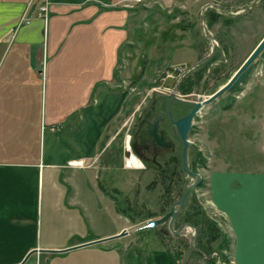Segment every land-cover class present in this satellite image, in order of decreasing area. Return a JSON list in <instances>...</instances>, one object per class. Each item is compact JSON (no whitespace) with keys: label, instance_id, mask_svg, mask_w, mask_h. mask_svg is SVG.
I'll return each mask as SVG.
<instances>
[{"label":"crops","instance_id":"1","mask_svg":"<svg viewBox=\"0 0 264 264\" xmlns=\"http://www.w3.org/2000/svg\"><path fill=\"white\" fill-rule=\"evenodd\" d=\"M193 1L52 0L44 21L39 0H0V264H133L142 241L115 238L134 223L99 177L128 97L119 68L141 15ZM209 195L235 264H264V174L213 171ZM156 237L147 264H182Z\"/></svg>","mask_w":264,"mask_h":264},{"label":"rangeland","instance_id":"2","mask_svg":"<svg viewBox=\"0 0 264 264\" xmlns=\"http://www.w3.org/2000/svg\"><path fill=\"white\" fill-rule=\"evenodd\" d=\"M226 1L230 4L229 11L233 12L246 8L258 0L193 1L194 12L192 11L189 16L182 13L180 23L183 28L191 26L192 32L188 33L187 37L183 33L181 40H179V21H177L180 10H171V14L167 15L166 11L155 8L144 16L141 15L136 21L139 29L134 35L133 46L128 50L119 68L117 91L125 92L128 97L121 113L113 121L112 132L115 140L101 158L99 177L105 186L110 180L112 190L117 189L121 193H114L117 198L127 197L130 204L137 203V208L143 214L138 217L134 226L127 230V232L133 231L132 235L134 233V236L139 238L144 245L143 247L142 244L134 243L132 249H128V252L134 251L133 264H147L146 252L152 251L151 242L157 237L154 230L146 228L153 219H147L144 210L149 209L151 212L159 213L161 195L164 191L160 187H148L152 179L150 167L149 174L143 173L142 176L140 172L144 171L143 164L136 157L128 154L132 136L131 124L153 93L158 90L164 92L174 90L179 74L182 71L186 72L189 68L187 60L193 56L189 48L191 42L196 40L197 45L200 41L199 48H202L204 53L210 52L212 46L206 42L202 44L203 41H201L200 10L209 3L225 6ZM133 3L140 13L143 10L142 4ZM224 22L219 21L214 24L209 28V32L213 35L224 36L225 40L223 30L226 28L234 30L233 34H228L229 41L232 40L231 47L234 49L231 51L232 59L226 67H215L214 70L218 68L217 71L209 75L203 90L204 99L215 94L230 81L264 38V2L241 20ZM193 59L194 62L197 61ZM198 86L197 84L196 87ZM183 93L178 94L182 96ZM196 95L194 98L200 96L199 88ZM189 140L192 142L191 161L195 172L202 176L200 184L203 183L201 187L199 184L193 193L196 194L208 215L219 224L222 221L221 217L215 214L209 205L211 173L225 170L228 173L264 174V51L251 65L249 72L239 85L226 91L218 99L201 109L192 125ZM173 199L177 202L180 198L175 194ZM123 206L126 207L127 204L124 202ZM166 225L165 229L172 234L169 223ZM181 227L175 229L173 225L174 230H179ZM160 228L163 227H158ZM137 229L142 231L135 233ZM225 229L227 230L226 220ZM172 235H180V238H186L191 244L194 231L191 228H185L180 234ZM226 235L231 240V244L229 250L225 251L228 257V262L225 264H235L234 240L230 234ZM127 242L128 239L124 237L118 239L115 245H119L125 252ZM167 244H171L173 248V257L182 263L187 253L182 257H177L175 256V241L170 243L167 240ZM218 264L222 263L218 262Z\"/></svg>","mask_w":264,"mask_h":264},{"label":"flooded vegetation","instance_id":"3","mask_svg":"<svg viewBox=\"0 0 264 264\" xmlns=\"http://www.w3.org/2000/svg\"><path fill=\"white\" fill-rule=\"evenodd\" d=\"M263 2L264 0H258L248 5L246 8L236 10L233 12L229 11L228 9V6L230 5L228 1L225 2V6L223 4L209 3L204 8H202V10H200L199 32L202 36L201 41H203L202 44L206 42L208 45L212 46L210 49V52L204 53L203 49L199 48V45L201 42L199 41L196 45V40L193 41L191 39L193 42L189 44V48L193 56L187 60V63L189 64L188 70L186 72L182 71L179 74V77L176 83V86L178 85L177 91L174 93V90H170L166 92L158 90L156 93H153L146 100L145 106H143V108L140 109V112L134 118L131 124V127H130L132 136L129 142L130 148L128 150V154L130 156L136 157L137 160L143 164L144 171L140 172V174L142 173V176H143V173L149 174L148 172L151 170L150 173L152 172V179L150 183L148 184V187L150 186L160 187L163 191H165L167 190L165 187L166 186L165 181H167L169 185L168 191L169 192L171 191L172 194L174 192V195H175L177 191H180L181 184L183 185L184 189L187 186V184L189 185L191 184L192 181L189 183L186 181V175L184 173V167H183L184 145L179 138H176L174 136V134L176 133V128L174 124L176 121L189 115V113L194 108L193 103H196L199 98V96L198 98H194L197 96L196 95L197 89L199 88L200 96L201 95L203 96V90H204L205 83L209 75L212 74L213 71L214 72L217 71L218 68L214 70L215 67H218V66L226 67L232 59L231 51L234 50L231 47L232 40L229 41L228 39V34L234 33L233 29L228 30L226 28V30H223L225 33V40H224L223 38L224 36H220L218 34L213 35L211 32H209V28L212 27L214 24L218 23L219 21H222V22L225 21L224 23H226L227 21L229 23L231 22V20H241L242 18L246 17L250 13L251 10L260 6ZM182 13H185L189 16V14L191 15L192 12L190 13V12L180 10L177 16V19H178L177 21H179V25H178L179 40L182 39L183 33H185L187 37L188 33L192 32L191 26L189 28H183L182 24H180L182 21L181 17L183 16ZM193 15L196 16L195 13H193ZM224 23H223V28L225 27ZM186 29H188V31H185ZM193 58H195L197 61L194 62ZM237 72L233 75V77L237 74ZM198 78H201V79H200L199 86L196 87L197 86L196 80ZM194 81L195 83H192ZM183 84H186V87L189 88V90H191L189 93H183V88H182ZM180 92L183 93L182 96L178 94ZM173 95H175V97H172ZM199 112L193 118L192 124H194ZM148 113H149V116H148ZM137 124H140V125L148 124L152 126L155 124H158L160 134L165 133L167 135L170 141L169 142L170 146L160 147L153 141V139L151 138L143 139L142 135H139L138 138L135 139L134 129ZM191 145H192V142H191ZM191 145L189 147V152H188V163H189L190 169L193 172H195L194 164L191 161V152H192ZM149 167H150V170H149ZM182 175L184 176L182 177ZM101 184L103 185V183ZM175 203L176 202H174L173 205ZM161 226L163 227L164 225H161ZM165 230L166 229H163V232H165ZM203 256L204 258H206L205 255Z\"/></svg>","mask_w":264,"mask_h":264},{"label":"trees","instance_id":"4","mask_svg":"<svg viewBox=\"0 0 264 264\" xmlns=\"http://www.w3.org/2000/svg\"><path fill=\"white\" fill-rule=\"evenodd\" d=\"M200 79L196 80V83L199 85ZM192 83H195L192 82ZM183 92H190L189 88H186V84L182 86ZM199 157L201 155L199 154ZM184 175H182L183 177ZM183 179V178H182ZM203 183L199 185L202 186ZM165 187L167 190L161 195V207L159 213L151 212V210H144L145 217L147 219H155L160 216H164L167 212L170 211L172 204L175 202L173 199L174 192L168 191V183L165 181ZM104 189V185H102ZM183 185L181 184L180 191H177L175 194L179 196V198L183 195ZM116 192L121 194L119 190L116 189ZM116 205L117 211L119 214L127 217L132 223H136L138 217H141L143 214L139 208H137L136 204H130L129 199L125 197L124 199H120L117 197L113 198ZM124 202L127 206H123ZM191 224L198 230L197 241H196V250H193L189 256V260H192L193 264H218V262L225 264L228 262V257L225 254V251L229 250L231 240L228 238L226 234L223 233L219 224L211 218L205 208L202 206L201 202L197 198L196 194H191L187 201L185 202L181 212L177 216L174 221L175 229L181 227V225ZM166 224H164L163 228L155 229L154 233L158 236V238L163 242L165 250L173 257L171 244H167V240L175 241L176 243V253L175 256L182 257L185 253L188 252L190 248V243L186 238H180V235H172L167 230L163 232V229L166 228ZM215 254V255H213ZM206 258H204V256Z\"/></svg>","mask_w":264,"mask_h":264},{"label":"water","instance_id":"5","mask_svg":"<svg viewBox=\"0 0 264 264\" xmlns=\"http://www.w3.org/2000/svg\"><path fill=\"white\" fill-rule=\"evenodd\" d=\"M264 51V38L262 41L258 44L256 49L253 51V53L249 56V58L245 61V63L242 65L240 70L237 72V74L220 90H218L215 94L210 96L209 98L204 99V97L201 95L198 98V101L196 103H193L194 108L193 110L187 115L186 117L178 120L175 122V128H176V133L174 136L176 138H179L181 142L184 145L183 148V167H184V173L186 175V181L189 183L192 181V183L187 186L184 189L182 197L172 206L171 210L162 218L151 220L146 228L150 230H154L158 228L161 225H164L166 223H169L171 232L173 234H179L180 232L184 231L185 228H191L194 231V237L193 241L190 244V248L182 262V264H193L192 260H189V256L192 253L193 250H196V241H197V235H198V230L191 224H185L181 227L179 230H174L173 229V223L179 213L181 212L185 202L187 201L188 197L193 193V191L196 189V187L200 184L202 181V176L197 173L193 172L188 163V152H189V147L191 145V141L188 139L189 133L192 127V122L193 118L195 115L206 105L211 104L213 101L218 99L222 94H224L226 91L236 87L239 85L243 79L246 77L247 73L249 72V68L251 65L254 63V61L260 56V54ZM178 85L174 89V93L177 91ZM172 97H175L173 95ZM149 116V113H148ZM135 132V139L138 138L139 135H142L143 139L144 138H151L153 141L160 147H169L170 146V141L165 133L160 134L158 124L155 125H148V124H137L134 129ZM127 234V231H123L121 234L116 236L115 238L123 237ZM105 240H100L95 243H102ZM35 253V252H32ZM31 255V254H30ZM27 256L25 260L22 262V264H25L28 258L30 257Z\"/></svg>","mask_w":264,"mask_h":264},{"label":"built area","instance_id":"6","mask_svg":"<svg viewBox=\"0 0 264 264\" xmlns=\"http://www.w3.org/2000/svg\"><path fill=\"white\" fill-rule=\"evenodd\" d=\"M138 3L143 2L144 0H135ZM52 0H39V8L37 11V17L47 21L48 15H49V7L51 5ZM32 23V18H27L23 16V18L20 19L18 27L23 25H30ZM171 77V76H170Z\"/></svg>","mask_w":264,"mask_h":264}]
</instances>
